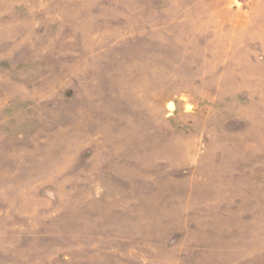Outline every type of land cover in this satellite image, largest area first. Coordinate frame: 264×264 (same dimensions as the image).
Wrapping results in <instances>:
<instances>
[{"label":"rangeland","instance_id":"rangeland-1","mask_svg":"<svg viewBox=\"0 0 264 264\" xmlns=\"http://www.w3.org/2000/svg\"><path fill=\"white\" fill-rule=\"evenodd\" d=\"M0 264H264V0H0Z\"/></svg>","mask_w":264,"mask_h":264}]
</instances>
